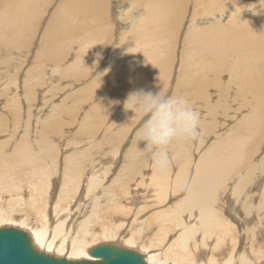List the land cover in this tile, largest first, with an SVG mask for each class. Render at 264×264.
I'll use <instances>...</instances> for the list:
<instances>
[{
    "label": "bare ground",
    "instance_id": "obj_1",
    "mask_svg": "<svg viewBox=\"0 0 264 264\" xmlns=\"http://www.w3.org/2000/svg\"><path fill=\"white\" fill-rule=\"evenodd\" d=\"M137 89L200 113L167 168L136 143ZM6 227L68 259L264 264V0H0Z\"/></svg>",
    "mask_w": 264,
    "mask_h": 264
},
{
    "label": "clouds",
    "instance_id": "obj_2",
    "mask_svg": "<svg viewBox=\"0 0 264 264\" xmlns=\"http://www.w3.org/2000/svg\"><path fill=\"white\" fill-rule=\"evenodd\" d=\"M123 106L144 118L136 143L151 152L157 168L171 166L174 156L169 146L174 141H197L201 137L200 113L183 95L137 89L128 93Z\"/></svg>",
    "mask_w": 264,
    "mask_h": 264
},
{
    "label": "water",
    "instance_id": "obj_3",
    "mask_svg": "<svg viewBox=\"0 0 264 264\" xmlns=\"http://www.w3.org/2000/svg\"><path fill=\"white\" fill-rule=\"evenodd\" d=\"M89 259H68L38 249L26 230L0 228V264H149L137 250L102 244L89 250Z\"/></svg>",
    "mask_w": 264,
    "mask_h": 264
},
{
    "label": "rangeland",
    "instance_id": "obj_4",
    "mask_svg": "<svg viewBox=\"0 0 264 264\" xmlns=\"http://www.w3.org/2000/svg\"><path fill=\"white\" fill-rule=\"evenodd\" d=\"M114 36H115V35H114ZM114 36H113V37H114ZM43 86H45V85H43ZM37 87H38V86H37ZM45 87H46V86H45ZM38 90H39V89H38ZM50 101H53V100H51V99L49 98L48 102H50ZM136 126H137V124H136ZM131 131H132V130H129L128 133H127V135H129V134L131 133ZM120 150H121V148L118 150L117 157H119V152H120Z\"/></svg>",
    "mask_w": 264,
    "mask_h": 264
}]
</instances>
